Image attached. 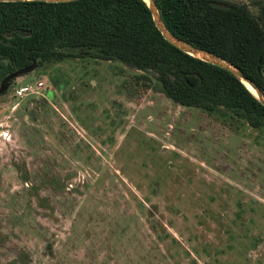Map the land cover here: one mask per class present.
I'll return each mask as SVG.
<instances>
[{"label": "rangeland", "instance_id": "1", "mask_svg": "<svg viewBox=\"0 0 264 264\" xmlns=\"http://www.w3.org/2000/svg\"><path fill=\"white\" fill-rule=\"evenodd\" d=\"M37 79L47 100L12 97ZM0 264H264V127L175 103L118 60L14 77L0 93Z\"/></svg>", "mask_w": 264, "mask_h": 264}, {"label": "trees", "instance_id": "2", "mask_svg": "<svg viewBox=\"0 0 264 264\" xmlns=\"http://www.w3.org/2000/svg\"><path fill=\"white\" fill-rule=\"evenodd\" d=\"M154 3L170 33L228 61L264 94V0ZM83 56L150 72L180 105L221 107L251 127H264V105L246 85L169 42L144 0H0V81L33 60L39 67Z\"/></svg>", "mask_w": 264, "mask_h": 264}, {"label": "water", "instance_id": "3", "mask_svg": "<svg viewBox=\"0 0 264 264\" xmlns=\"http://www.w3.org/2000/svg\"><path fill=\"white\" fill-rule=\"evenodd\" d=\"M47 1H62V0H47ZM144 1L146 2L147 6L149 7V9L151 11L152 18H153L155 25L157 26V28L159 29L161 34L169 42H171L172 44H174L175 46H177L181 50H183V51H185L191 55L197 56L203 60L215 63L217 65H220V66L228 69L235 76H237L246 85V87L258 98V100L264 105V94L260 91V89L251 80L246 78L234 65H232L228 61L220 58L219 56H217V55H215V54H213L207 50L192 46V45L184 42L180 38L174 36L172 33H170L166 29V27L162 23L160 16L158 14L157 8L155 6L154 0H144ZM217 4L223 5L220 3H217ZM35 67H36V62H35V60H33V61H31L30 64L8 73L0 81V92L5 90L6 86L9 84L10 80H12L14 77L22 76L23 74H26L29 71H32Z\"/></svg>", "mask_w": 264, "mask_h": 264}, {"label": "built area", "instance_id": "4", "mask_svg": "<svg viewBox=\"0 0 264 264\" xmlns=\"http://www.w3.org/2000/svg\"><path fill=\"white\" fill-rule=\"evenodd\" d=\"M48 88H50V85H46L44 80L37 79L33 83H18L17 85L13 86L11 89V95L13 98H22L25 95H30L37 98L39 96L44 97L42 89Z\"/></svg>", "mask_w": 264, "mask_h": 264}, {"label": "crops", "instance_id": "5", "mask_svg": "<svg viewBox=\"0 0 264 264\" xmlns=\"http://www.w3.org/2000/svg\"><path fill=\"white\" fill-rule=\"evenodd\" d=\"M44 99L47 100L45 96H44V97L42 96V101H43Z\"/></svg>", "mask_w": 264, "mask_h": 264}, {"label": "bare ground", "instance_id": "6", "mask_svg": "<svg viewBox=\"0 0 264 264\" xmlns=\"http://www.w3.org/2000/svg\"><path fill=\"white\" fill-rule=\"evenodd\" d=\"M250 87V86H249Z\"/></svg>", "mask_w": 264, "mask_h": 264}]
</instances>
